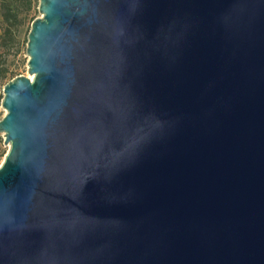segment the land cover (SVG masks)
<instances>
[{
    "label": "water",
    "instance_id": "1",
    "mask_svg": "<svg viewBox=\"0 0 264 264\" xmlns=\"http://www.w3.org/2000/svg\"><path fill=\"white\" fill-rule=\"evenodd\" d=\"M2 87L0 264H264V0H38Z\"/></svg>",
    "mask_w": 264,
    "mask_h": 264
},
{
    "label": "rangeland",
    "instance_id": "2",
    "mask_svg": "<svg viewBox=\"0 0 264 264\" xmlns=\"http://www.w3.org/2000/svg\"><path fill=\"white\" fill-rule=\"evenodd\" d=\"M12 3L19 11V20L20 23L16 29V37L18 44L16 47H12L7 53V59L5 64L13 70L14 76L16 75H25L29 76L27 72V55H26V41L27 33L30 28V23L33 18L40 16V13L37 10L38 0H31V5L28 7L25 0H13ZM1 21V18H0ZM1 29V28H0ZM0 50H4L0 48ZM12 76V77H14ZM4 84H0V101L2 98V87ZM5 110L1 107L0 104V118L4 115ZM4 135L0 133V163L8 150V146L3 143Z\"/></svg>",
    "mask_w": 264,
    "mask_h": 264
},
{
    "label": "trees",
    "instance_id": "3",
    "mask_svg": "<svg viewBox=\"0 0 264 264\" xmlns=\"http://www.w3.org/2000/svg\"><path fill=\"white\" fill-rule=\"evenodd\" d=\"M13 0H0V84H5L14 76V72L5 62L7 53L12 47L18 44L16 37V29L20 23L19 11L12 3ZM26 5L30 7L31 0H25ZM33 20V19H32Z\"/></svg>",
    "mask_w": 264,
    "mask_h": 264
},
{
    "label": "crops",
    "instance_id": "4",
    "mask_svg": "<svg viewBox=\"0 0 264 264\" xmlns=\"http://www.w3.org/2000/svg\"><path fill=\"white\" fill-rule=\"evenodd\" d=\"M0 33H1V29H0Z\"/></svg>",
    "mask_w": 264,
    "mask_h": 264
},
{
    "label": "bare ground",
    "instance_id": "5",
    "mask_svg": "<svg viewBox=\"0 0 264 264\" xmlns=\"http://www.w3.org/2000/svg\"><path fill=\"white\" fill-rule=\"evenodd\" d=\"M2 134H4V133L2 132Z\"/></svg>",
    "mask_w": 264,
    "mask_h": 264
}]
</instances>
